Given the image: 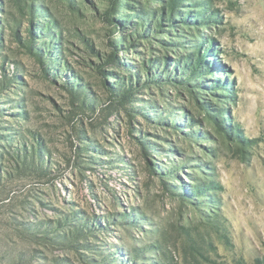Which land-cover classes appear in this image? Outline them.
Segmentation results:
<instances>
[{"label":"rangeland","instance_id":"374dc122","mask_svg":"<svg viewBox=\"0 0 264 264\" xmlns=\"http://www.w3.org/2000/svg\"><path fill=\"white\" fill-rule=\"evenodd\" d=\"M109 1L38 0L49 14L35 17L31 7L0 0V150L34 135L52 160L45 175L0 173V264H264V0H182L178 10L208 7L213 21L194 35L169 21L136 35L122 62L149 79L144 64L179 60L194 50L190 42L213 40L204 83L174 74L143 80L133 110L82 112L66 80L77 73L106 100L97 64L115 38L134 32L103 19ZM130 2L131 13L164 4ZM34 17L53 21L37 47L48 48L51 33L60 37L52 64L30 47ZM209 182L217 185L198 196L180 188ZM93 218L106 225L73 231Z\"/></svg>","mask_w":264,"mask_h":264},{"label":"trees","instance_id":"16d2710c","mask_svg":"<svg viewBox=\"0 0 264 264\" xmlns=\"http://www.w3.org/2000/svg\"><path fill=\"white\" fill-rule=\"evenodd\" d=\"M14 1L23 12L26 7H31L32 12L37 15L35 17H39L43 10L49 14L48 8L36 4L38 0ZM130 1L131 0H110L107 9L102 15L103 19L111 26L115 25V27L118 28L131 26L134 29V32L125 34L121 38H115L111 42L113 47L111 53L105 54V56L101 57L100 60H102V63L97 64L96 72L100 79L103 80L107 91L106 100L103 101V98L96 96L95 92L90 89L89 84L85 82L79 74L73 72V74L66 80L67 89L70 93L72 103L74 104V102H78L76 106H78L82 112H86L87 110L97 112L103 105H106V109L111 112L118 111L122 108L128 111L133 110L129 108V106H132V103H134L135 90L140 83L144 82L143 80H145L146 83L152 79L161 82L172 78V75L174 74L182 76V78H180L182 82H189L192 78H195L197 81L195 86H200L204 83L200 77L205 76L208 73V70L203 68L202 65L207 61L206 57L212 51V46L214 44L213 40L204 41L203 43H199L198 40L190 42L191 46L187 47L193 48L194 50L188 51L187 56H182L179 60H173L171 58L156 59L151 60L154 61V63L151 62L150 65L144 64L142 68L146 69L148 72L149 79H143L145 76L140 69L133 71L131 65L124 64L122 62L123 57L121 51L130 49V45L135 43L136 35H153V33L159 29L163 30L168 21L171 22V25L174 27H176L178 23L188 25V33L194 35L193 31L195 29H204L206 25L213 21V16L216 14L215 11L209 12L208 7L201 10L181 11L178 10V6L182 0H164V4L159 11L147 13L142 10H137L136 13H131L130 11L133 9V4ZM195 3L199 2L196 1ZM200 3L205 7L210 2H208V0H202ZM35 17L32 19V29L30 31L32 35L30 47L31 49L36 47L35 51L42 57L41 59H43L44 62L47 60L49 64H52L53 61L57 59L54 54L56 53L60 37L51 33L52 37L49 46H51L52 49L55 48L53 52L49 46L48 51L47 47H45L44 50L37 47L35 42L36 38L41 34V31L51 30L53 21L48 20L49 22L39 25L36 20L37 18ZM176 17H179V20H177ZM129 38L131 40H129ZM119 66L128 67L132 73L127 76H120L111 69L112 67L116 68ZM153 68L155 69L153 70ZM59 69L65 70L69 68L66 62H62ZM56 73H60L58 69ZM15 81L18 82V77L15 78ZM224 82L225 80H215L211 85L220 87L225 85ZM5 83L6 82L3 79L0 82V87H6ZM204 105L207 109L210 108V104L205 103ZM178 118H176L174 122L177 121ZM7 137H4V139L6 140ZM238 137L242 141H247L246 138L240 135H238ZM12 141L13 143L4 144L0 150V173L2 176L8 179H15L28 171H34L39 175H45L51 171L52 160L50 159V154L43 147L40 139L34 135L21 134L18 138ZM144 149L149 151L147 146H145ZM183 163L184 162H182V164ZM170 172L175 173L171 169L169 171L164 170L165 174ZM216 185V182H209L196 185L187 184L186 187L182 186L180 188L192 196H198L201 193H207L208 190H212V187H215ZM183 195L189 196L185 192ZM124 215L128 216V213H125ZM133 221L136 222L135 220ZM105 225L106 224L103 221L93 218L86 222H82L81 225L76 224V229L73 231L78 235H82L83 233H96L97 230L102 229ZM73 231H69L67 234L70 235ZM59 238V235L54 237L56 241L59 240ZM148 247L152 246L150 245ZM140 251L141 249H137V253Z\"/></svg>","mask_w":264,"mask_h":264}]
</instances>
